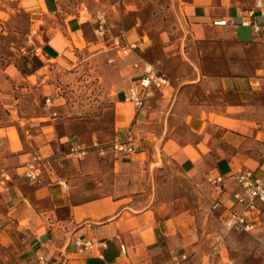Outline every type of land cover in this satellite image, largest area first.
I'll return each mask as SVG.
<instances>
[{
    "label": "crops",
    "instance_id": "1",
    "mask_svg": "<svg viewBox=\"0 0 264 264\" xmlns=\"http://www.w3.org/2000/svg\"><path fill=\"white\" fill-rule=\"evenodd\" d=\"M18 1L31 31L43 23L37 56L57 63L52 68L60 80H75L103 53L119 88L98 106L72 101L67 93L74 85H63L66 94L57 95L54 84H39L36 91L52 95V107L38 116L42 121L26 127L25 135L15 123L0 127V169L10 176L0 191V264H37L40 256L49 264H172L173 252L190 241L179 226L186 215L181 210L194 207L189 193L208 185L215 199L207 176L227 177L237 169L264 176V45L240 23L255 0H173L183 10L184 41L162 35L145 41L137 25L127 28L126 42L138 45L129 61L141 55L170 81L167 95L157 92L138 112L125 97L140 72L120 77L129 64L117 60L114 48L91 51L99 43L88 38L92 22H78L80 15L71 20L58 0ZM229 18L236 26L212 25ZM256 20L264 25L258 11ZM127 132L135 139L132 155L69 153L73 141L90 149ZM34 153L49 160L40 178L29 180L20 170ZM236 185L226 179L225 205L233 204ZM78 238L90 240L93 249L79 252Z\"/></svg>",
    "mask_w": 264,
    "mask_h": 264
},
{
    "label": "rangeland",
    "instance_id": "2",
    "mask_svg": "<svg viewBox=\"0 0 264 264\" xmlns=\"http://www.w3.org/2000/svg\"><path fill=\"white\" fill-rule=\"evenodd\" d=\"M18 3V0H0V127L15 123L25 135L26 127L42 121L38 116L46 107V99L52 101V95L36 91L39 84H54L57 95L66 94L62 93L63 85H74L75 88L67 93L72 101L107 105L108 96H114L119 88L114 80L118 74H111L108 70V58L100 53L75 80L63 82L58 78L59 71L52 68L57 63L37 56V49L44 44L39 35L43 23L38 21L31 31ZM57 3L63 12L72 15L71 20L77 22L74 16L80 15L78 22L94 24V30L86 31L91 34L88 38L99 41L92 46V52L108 51L115 37L136 25L145 41L161 35L166 40L184 41L189 36L183 10L173 0H58ZM99 12L104 14L108 29L102 38L95 32ZM77 44L82 46L83 41ZM117 60L128 61L127 69L119 74L120 77L127 76L133 62L129 57ZM39 62L41 66L37 68ZM40 78H44L41 83ZM9 132L15 134V128ZM197 189L189 193L190 203L194 206L192 210H181L186 215L179 221V226L184 234H190V241L178 252L191 254L195 262L204 261L206 264H264V217L254 232L226 231L221 224V210L213 209L210 187L201 185Z\"/></svg>",
    "mask_w": 264,
    "mask_h": 264
},
{
    "label": "built area",
    "instance_id": "3",
    "mask_svg": "<svg viewBox=\"0 0 264 264\" xmlns=\"http://www.w3.org/2000/svg\"><path fill=\"white\" fill-rule=\"evenodd\" d=\"M257 11L264 16V0H255L253 9L240 13V23L243 26L251 27L254 34L260 36L264 45V25H260L257 22ZM96 18L97 27L95 32L98 37L102 38L108 31L105 16L99 12ZM212 25L216 27L236 26V22L234 19L229 18L216 20L212 22ZM112 48L116 50L119 58H126L131 54H137L138 45L136 43H127L125 34L123 33L114 38ZM131 70L139 71L140 75L132 80L125 101L131 104L138 112L157 92L163 94L170 86V81L154 63L146 60L141 55H137L136 61L131 64ZM46 107H52L50 98L46 99ZM108 149L111 150L115 157L132 155L136 152L134 136L130 132H127L123 137L109 144H95L90 149L81 148L78 142L73 141L69 153L78 156L93 150L103 156L104 152ZM48 160V158H42L37 153H34L32 160L24 164L22 174L29 180H38L42 175V167ZM228 178L234 179L237 184L236 189L230 192L229 199L233 202L231 205H225L224 201L220 198L226 190L225 181ZM9 180L10 176L7 172L4 169H0V191L6 187ZM206 180L212 186L214 192L218 194V197L213 201V209H223L221 211V224L223 228L226 231L254 232L261 224L264 215V176H257L252 170L237 169L227 177L222 175L207 176ZM74 246L79 252L93 249L92 242L85 238L74 240ZM120 252L122 255L127 254L125 245L120 246ZM37 264L49 263L43 256H40L37 259ZM172 264L206 263L204 261L195 262L190 254L179 253L173 254Z\"/></svg>",
    "mask_w": 264,
    "mask_h": 264
},
{
    "label": "trees",
    "instance_id": "4",
    "mask_svg": "<svg viewBox=\"0 0 264 264\" xmlns=\"http://www.w3.org/2000/svg\"><path fill=\"white\" fill-rule=\"evenodd\" d=\"M41 66V63L39 62V65L37 66V68H39Z\"/></svg>",
    "mask_w": 264,
    "mask_h": 264
}]
</instances>
